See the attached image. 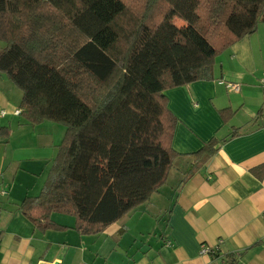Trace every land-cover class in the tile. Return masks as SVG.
<instances>
[{
  "label": "trees",
  "instance_id": "1",
  "mask_svg": "<svg viewBox=\"0 0 264 264\" xmlns=\"http://www.w3.org/2000/svg\"><path fill=\"white\" fill-rule=\"evenodd\" d=\"M263 16L264 0H0V73L22 91L20 114L66 125L21 211L41 231L68 229L53 212L72 215L91 235L150 200L180 155L165 91L213 79L217 57ZM234 113L220 110L225 122ZM225 141L194 152L193 170Z\"/></svg>",
  "mask_w": 264,
  "mask_h": 264
},
{
  "label": "crops",
  "instance_id": "2",
  "mask_svg": "<svg viewBox=\"0 0 264 264\" xmlns=\"http://www.w3.org/2000/svg\"><path fill=\"white\" fill-rule=\"evenodd\" d=\"M165 94L180 153L165 190L98 234H80L75 217L61 212L51 218L67 230L41 231L20 205L40 194L66 125L15 114L22 91L0 73V264H264V20L217 57L213 79ZM224 108L235 112L228 122ZM214 137L226 141L193 170L192 154ZM204 243L219 244V254H200Z\"/></svg>",
  "mask_w": 264,
  "mask_h": 264
},
{
  "label": "built area",
  "instance_id": "3",
  "mask_svg": "<svg viewBox=\"0 0 264 264\" xmlns=\"http://www.w3.org/2000/svg\"><path fill=\"white\" fill-rule=\"evenodd\" d=\"M227 87L231 90L234 91H240L241 89V84L239 82H227L226 83ZM2 114H5L6 111H1ZM15 114H20L21 113V109L18 108L14 111ZM7 191L4 188H0V196L6 195ZM222 242V240H219V244ZM218 245H210L207 243H204L201 245L200 247V254H206V255H213L216 256L219 254V250H220V246ZM227 256L223 257V261L227 262L229 260H227ZM230 259V258H229ZM228 263V262H227Z\"/></svg>",
  "mask_w": 264,
  "mask_h": 264
},
{
  "label": "rangeland",
  "instance_id": "4",
  "mask_svg": "<svg viewBox=\"0 0 264 264\" xmlns=\"http://www.w3.org/2000/svg\"><path fill=\"white\" fill-rule=\"evenodd\" d=\"M3 46V44L2 43H0V48ZM173 182H174V179L172 178V180L168 183V185L167 186H172V184H173ZM179 182V181H178ZM165 188H166V186L164 185L162 188H161V190H160V192H162V191H164L165 190ZM157 194H159V192L157 191V193L156 194H154L153 196H157ZM173 194H174V191L172 190V192H171V196H170V198H169V200H168V202L170 201V200H172V196H173ZM168 204V203H167Z\"/></svg>",
  "mask_w": 264,
  "mask_h": 264
},
{
  "label": "water",
  "instance_id": "5",
  "mask_svg": "<svg viewBox=\"0 0 264 264\" xmlns=\"http://www.w3.org/2000/svg\"><path fill=\"white\" fill-rule=\"evenodd\" d=\"M263 20H264V16H263ZM55 264H58V262H55Z\"/></svg>",
  "mask_w": 264,
  "mask_h": 264
}]
</instances>
